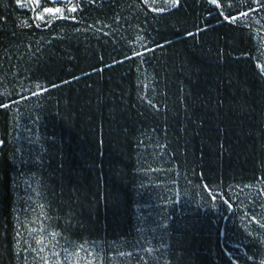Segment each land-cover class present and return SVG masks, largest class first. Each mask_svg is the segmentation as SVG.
Segmentation results:
<instances>
[{
  "label": "trees",
  "instance_id": "1",
  "mask_svg": "<svg viewBox=\"0 0 264 264\" xmlns=\"http://www.w3.org/2000/svg\"><path fill=\"white\" fill-rule=\"evenodd\" d=\"M0 105V264H264V0H0Z\"/></svg>",
  "mask_w": 264,
  "mask_h": 264
},
{
  "label": "rangeland",
  "instance_id": "2",
  "mask_svg": "<svg viewBox=\"0 0 264 264\" xmlns=\"http://www.w3.org/2000/svg\"><path fill=\"white\" fill-rule=\"evenodd\" d=\"M8 171L9 169L6 164V161L4 159H1L0 160V203H2L7 197V193L4 189V186L7 181Z\"/></svg>",
  "mask_w": 264,
  "mask_h": 264
},
{
  "label": "snow or ice",
  "instance_id": "3",
  "mask_svg": "<svg viewBox=\"0 0 264 264\" xmlns=\"http://www.w3.org/2000/svg\"><path fill=\"white\" fill-rule=\"evenodd\" d=\"M146 2H147V0H146ZM152 2L155 3V0H152ZM169 2L172 3L173 5H175L178 2V0H169ZM211 2L213 4H216L218 2V0H211ZM75 10H76L75 8L72 9V11H75ZM45 11L52 12L53 10L52 9H45ZM55 11L56 12H60L61 10L60 9H56ZM158 11H164V9H158ZM242 15L246 16L247 13H242ZM41 18H43V17H41ZM232 19L234 20L236 18L233 17ZM189 35H191V34H189ZM0 107H7V105H0Z\"/></svg>",
  "mask_w": 264,
  "mask_h": 264
}]
</instances>
